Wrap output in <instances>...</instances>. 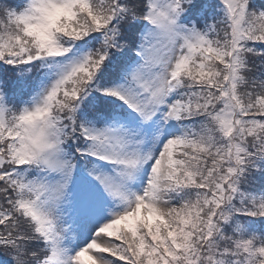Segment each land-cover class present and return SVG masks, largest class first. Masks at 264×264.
Listing matches in <instances>:
<instances>
[{
    "label": "snow or ice",
    "instance_id": "snow-or-ice-1",
    "mask_svg": "<svg viewBox=\"0 0 264 264\" xmlns=\"http://www.w3.org/2000/svg\"><path fill=\"white\" fill-rule=\"evenodd\" d=\"M0 264H264V0H0Z\"/></svg>",
    "mask_w": 264,
    "mask_h": 264
}]
</instances>
